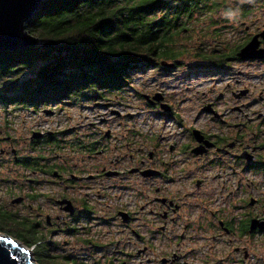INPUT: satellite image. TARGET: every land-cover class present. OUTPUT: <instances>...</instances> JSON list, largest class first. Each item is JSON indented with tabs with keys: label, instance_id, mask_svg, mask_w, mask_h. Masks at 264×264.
Listing matches in <instances>:
<instances>
[{
	"label": "flooded vegetation",
	"instance_id": "obj_1",
	"mask_svg": "<svg viewBox=\"0 0 264 264\" xmlns=\"http://www.w3.org/2000/svg\"><path fill=\"white\" fill-rule=\"evenodd\" d=\"M253 17L224 59L160 69L180 91L140 95L157 126L110 106L54 131L0 129V216L33 243L59 236L68 264H259L264 85L245 80L264 78V57L237 56L255 37L264 50V12Z\"/></svg>",
	"mask_w": 264,
	"mask_h": 264
},
{
	"label": "trees",
	"instance_id": "obj_2",
	"mask_svg": "<svg viewBox=\"0 0 264 264\" xmlns=\"http://www.w3.org/2000/svg\"><path fill=\"white\" fill-rule=\"evenodd\" d=\"M259 3L264 0H47L28 31L48 46L0 53V108L38 113L113 101L137 72L164 69L163 61L222 60L225 44L241 46L223 39L232 27L223 16L238 11L236 20L246 19ZM10 220L0 216V231L36 246L38 264L69 263Z\"/></svg>",
	"mask_w": 264,
	"mask_h": 264
},
{
	"label": "rangeland",
	"instance_id": "obj_3",
	"mask_svg": "<svg viewBox=\"0 0 264 264\" xmlns=\"http://www.w3.org/2000/svg\"><path fill=\"white\" fill-rule=\"evenodd\" d=\"M258 6L256 4V9L252 12L251 15H249L246 19L242 20H236L238 17V11H234L230 13V16H223V18H229L230 25L235 26L234 28L229 27L224 31L223 39L225 41H228L229 43H240V40L243 37L241 29L244 27L242 26V23H245V26L253 27L254 24V17L253 13L255 11L264 12V3ZM239 28V31L236 30ZM243 30V29H242ZM197 62L193 64L192 62ZM191 62V68H189L191 71H195L199 67V65L204 66L200 61L198 60H183L180 63H187ZM200 62V63H199ZM188 64L184 67L185 71L188 70L187 68ZM197 66V68H196ZM199 68H202V67ZM198 68V69H199ZM207 68V67H206ZM238 69V68H237ZM245 73H252L253 69L251 68H241ZM172 75H168V73H165L161 71L160 69H148L147 71L143 72H137L134 75V78L132 80L131 85L125 87V91L122 93L123 97L121 98V102H118L116 98H113L117 103H113L111 105H106L108 101H97L95 103H89L88 106H75V107H67V106H55V107H46L47 109H56V115H47L46 111L45 113L41 110L38 113L30 112V111H18V110H11L8 109V111L12 114H6V111L4 108H0V129H6L9 130L10 133L22 130L23 132L25 130L30 131L32 130H56L59 129L61 126L64 125V123H69L70 125H74L78 123L79 121L87 123L88 121L98 120L99 117L98 114L104 115L109 111V107L113 106L114 109L117 111L125 113H130L132 117L131 123H142L141 119L145 116L146 118L150 119L148 123L153 124L154 126L159 125L161 122L159 119H157L152 113V115H142V111L146 107L145 100L142 99L141 95L142 93L146 94L148 91H157V90H164L165 94H173L176 92V89L178 88V91H180V85H178V81L172 78ZM247 84L251 87V89L259 90L262 85H264V78H252L245 80ZM139 93V95H138ZM96 103H99L97 106ZM96 108V109H94ZM144 113V112H143ZM71 117V119H70ZM264 192V191H263ZM8 199L7 195L0 194V200L2 201V204L4 205L5 201ZM0 235L3 237L7 236V232L0 231ZM9 235V234H8ZM59 236H57L56 244H52L51 247H49L50 254L51 255H59L61 256L65 250L62 248L60 242H59ZM61 239V238H60ZM19 244L21 246L26 247V249L30 252L31 259L34 262V264H38L37 259V247L32 246L28 247L23 245L22 242L19 241ZM258 256H259V264H264V238L261 237L259 241V247L257 249ZM85 254L81 253V257L84 259L88 257H84ZM98 256H101L99 254ZM130 264H146V262L142 263V260L140 258L132 259Z\"/></svg>",
	"mask_w": 264,
	"mask_h": 264
},
{
	"label": "water",
	"instance_id": "obj_4",
	"mask_svg": "<svg viewBox=\"0 0 264 264\" xmlns=\"http://www.w3.org/2000/svg\"><path fill=\"white\" fill-rule=\"evenodd\" d=\"M47 0H0V53L15 52L24 49L47 47L28 31L29 21L39 12ZM264 37V33L262 34ZM257 37L253 38L238 53L242 59L263 58L264 50L258 49ZM162 67L173 68L175 63L163 61ZM148 100V96H144ZM159 95L153 101H159ZM163 108H165L163 106ZM264 229V222L259 224ZM0 237H3L0 235ZM0 241V264H34L30 252L19 242L6 236ZM12 241L8 244L7 241Z\"/></svg>",
	"mask_w": 264,
	"mask_h": 264
},
{
	"label": "snow or ice",
	"instance_id": "obj_5",
	"mask_svg": "<svg viewBox=\"0 0 264 264\" xmlns=\"http://www.w3.org/2000/svg\"><path fill=\"white\" fill-rule=\"evenodd\" d=\"M3 239H4L3 237H0V241H3ZM7 243L12 244L13 242L9 240V241H7Z\"/></svg>",
	"mask_w": 264,
	"mask_h": 264
}]
</instances>
